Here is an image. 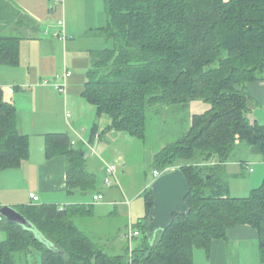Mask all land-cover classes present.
<instances>
[{"label": "trees", "instance_id": "1", "mask_svg": "<svg viewBox=\"0 0 264 264\" xmlns=\"http://www.w3.org/2000/svg\"><path fill=\"white\" fill-rule=\"evenodd\" d=\"M103 2L106 24L89 33L104 45L90 52L81 95L98 116L109 119L106 131L143 138L149 107L194 100L209 104L203 113L192 115L179 139L155 155L159 168L154 170L159 172L180 164L189 187V211L175 213L171 225L150 244L144 230L153 193L146 188L145 214L137 222L140 234L131 253L127 247L112 255L73 222L76 216L89 215L88 206L22 204L15 208L39 236L0 216V264L25 263L32 249L40 252L41 264H192L195 248L208 250L213 239L225 237L228 227L242 224L257 230L264 264V178L242 197L231 196L225 184V165L241 144L264 161V123L249 118L254 99L247 87L264 80V0ZM14 15L0 0L1 64H18L19 36L2 32L3 23ZM45 138L48 158L66 157L68 193L99 191L81 145L72 146L67 133ZM28 155L29 138L17 131L15 107L0 87V171L19 167Z\"/></svg>", "mask_w": 264, "mask_h": 264}, {"label": "crops", "instance_id": "2", "mask_svg": "<svg viewBox=\"0 0 264 264\" xmlns=\"http://www.w3.org/2000/svg\"><path fill=\"white\" fill-rule=\"evenodd\" d=\"M4 2L14 10L15 15L12 20L3 23L5 26L2 32L19 36V60L17 65L0 63V87L4 99L15 107L17 131L29 138V155L19 167L0 171V206L15 207L32 203L29 194L34 193L38 196L37 204H83L93 208L115 205L116 208L119 193L113 188V184L105 186V191L68 193L66 157L59 155L48 158L45 153L46 134L67 133L74 139L81 132L83 138H78L77 143L72 146L81 145L87 169L105 179L108 175L105 165L115 163L117 184L120 183L119 178L125 179L127 165L123 157L114 154L108 158L103 153L104 155L97 154L93 158L85 150L86 147H93L94 143H102L104 146L106 141L112 144L115 139L112 133L116 132L103 131L109 119L104 115L98 116L95 107L81 95L90 67V52L104 45L103 40H96L101 39L100 37L89 33L106 24L103 0H63L59 6L66 18L65 21L63 19V25L58 20L56 27L48 28L44 24L45 20L54 15L59 16L57 3L54 2V8L48 14L47 0ZM63 31L72 37L62 40L60 35ZM62 70L71 72L66 79L65 94L57 91L52 84L40 83L44 78L60 81L57 76L61 75ZM247 87L255 101L264 100V80L249 82ZM68 108L72 109V113L66 117L65 110ZM94 124L96 127L92 133ZM89 126L90 130L84 136ZM84 137L88 139L86 143L83 141ZM113 181L116 183L114 179ZM151 182L152 180L147 179L142 188L149 187ZM97 193H101L103 197L94 201L93 195ZM119 202V205H124ZM114 212L122 218L121 226L116 229L108 230L106 224L103 228L97 221L93 222V228L86 224L79 226L97 246L112 255L124 253L129 248L125 232L129 221H132L125 214V208H122L121 213L117 209ZM143 215L138 216V220ZM192 264H262L257 230L245 224L228 227L225 237L213 239L208 250H193Z\"/></svg>", "mask_w": 264, "mask_h": 264}, {"label": "rangeland", "instance_id": "3", "mask_svg": "<svg viewBox=\"0 0 264 264\" xmlns=\"http://www.w3.org/2000/svg\"><path fill=\"white\" fill-rule=\"evenodd\" d=\"M47 2L49 4L48 14H51L50 9L54 5V1L47 0ZM60 5L62 4L57 3V13L59 16L57 17L54 15V17H48L45 20L44 24L47 28L49 26L56 27L58 20L64 19L65 21L66 18L59 8ZM77 18H79L78 14ZM96 40L99 42L102 41V39ZM96 44L98 45V43ZM63 71L64 70H62L60 74H62ZM44 79L56 82V80L53 81L52 78ZM208 108L209 104L202 100L176 104H155L152 107H149L147 111L145 123L146 128L143 138L132 136L126 132L116 131L112 133V135L115 136L112 144H108L104 141V146L102 143H94L93 147H86L85 150L87 154L91 155L93 158H96L97 154H105L108 158L109 156L113 157L114 154L123 157L126 161L127 172L125 179L119 178V184L114 182L112 183L113 188H116L119 193L117 196L118 202L116 203V208L114 207L115 205L110 206L109 208L105 206H94L93 208L87 207L86 205L87 208H92L89 215L76 216L73 219V222L78 227H83L84 224H86L93 228L95 226V223L93 222L97 221L99 224H102L99 226H104L103 228H105L106 224L108 226V230L116 229L119 225L121 226L122 218L120 215H117L114 210L117 209V211L121 213L122 208H125V214L129 216V220L130 217L132 219V221H129L130 225L133 227L137 226V222L141 219L140 218L138 220V216L145 214L144 192L146 188H149H142L143 183H145L147 179L154 180L155 177L153 175V171L154 169L159 168V164L155 157L156 153L165 145L179 139L187 131L191 125V118L193 114L203 113ZM249 108V118L251 120L256 119L258 122L264 123V100H260V102L252 100L249 104ZM65 111L69 113V115L72 113L71 108H68ZM107 125L104 127L103 131H106L105 129ZM90 127L91 126L86 128L84 136H86L89 132ZM78 135L83 138L81 132L76 134L74 138L78 139ZM105 135L110 137L108 133ZM84 138L85 139H83V141L86 143L88 139L86 137ZM241 161L243 163H241ZM179 165L180 164L175 162L173 165L165 167L163 172L169 171L174 167H179ZM225 166V184L231 196H247L253 188L259 187L263 181L264 161L261 155L252 152L245 144H241L234 150L231 154L230 162L228 161ZM207 168L208 167L205 165L204 170H207ZM250 168L252 170H250ZM96 180L97 189L105 191L106 185L104 183V179H102V176L98 173ZM138 190L140 191L138 192ZM119 201L123 202L124 205H119ZM108 213L110 214L107 215ZM91 222L93 225H91ZM3 238L4 233L0 231V240ZM12 264L24 263L21 260H16ZM25 264H41L40 252L33 249L31 252L29 251L27 253Z\"/></svg>", "mask_w": 264, "mask_h": 264}, {"label": "water", "instance_id": "4", "mask_svg": "<svg viewBox=\"0 0 264 264\" xmlns=\"http://www.w3.org/2000/svg\"><path fill=\"white\" fill-rule=\"evenodd\" d=\"M53 8L54 6L51 7L52 10ZM149 189L153 193V203L145 225L144 235L148 242L153 244L155 239L171 225L175 213L186 214L189 211L185 202L189 187L182 171L178 167H174L154 178ZM0 216L25 229L34 230V226L13 206H0ZM34 232L37 234L36 230ZM37 235L39 236V234Z\"/></svg>", "mask_w": 264, "mask_h": 264}, {"label": "built area", "instance_id": "5", "mask_svg": "<svg viewBox=\"0 0 264 264\" xmlns=\"http://www.w3.org/2000/svg\"><path fill=\"white\" fill-rule=\"evenodd\" d=\"M55 3H63V0H53ZM59 24L63 25V20H59ZM72 36L66 34L64 31L61 33L60 38L62 40H68ZM71 72L69 70H65L61 75H58L57 78L61 79L60 81L56 82H51L48 79H43L42 84L43 85H53L57 91H59L62 94H65L66 92V79L68 76H70ZM69 116V113H66V117ZM78 138L81 139L80 135H78ZM77 143V139L74 138L71 140V144L74 145ZM106 170H107V177L104 179V183L107 187H109L115 180L116 183H118L117 177H116V171H117V165L115 163H107L106 164ZM250 170H252L250 168ZM162 173V172H161ZM159 171L154 170L153 175L154 177H158L161 174ZM29 196L32 198L33 202H36L38 200V196H36L34 193H30ZM103 195L101 193H97L93 195V200L97 201L102 199ZM62 207V205H60ZM140 234V230L137 228H134L132 225H128L126 232H125V239L128 243L129 246V252L131 253V249L133 247V243L135 238ZM129 253V254H130Z\"/></svg>", "mask_w": 264, "mask_h": 264}]
</instances>
